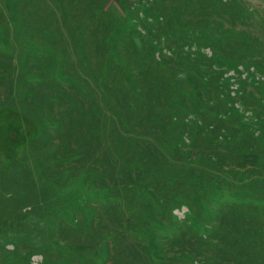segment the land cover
Wrapping results in <instances>:
<instances>
[{"label": "rangeland", "instance_id": "obj_1", "mask_svg": "<svg viewBox=\"0 0 264 264\" xmlns=\"http://www.w3.org/2000/svg\"><path fill=\"white\" fill-rule=\"evenodd\" d=\"M0 264H264V0H0Z\"/></svg>", "mask_w": 264, "mask_h": 264}]
</instances>
